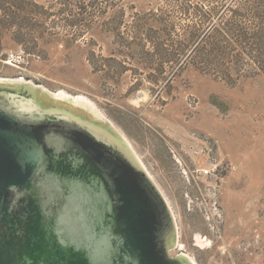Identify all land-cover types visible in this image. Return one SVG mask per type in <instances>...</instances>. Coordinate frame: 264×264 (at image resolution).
I'll use <instances>...</instances> for the list:
<instances>
[{"label":"rangeland","instance_id":"rangeland-1","mask_svg":"<svg viewBox=\"0 0 264 264\" xmlns=\"http://www.w3.org/2000/svg\"><path fill=\"white\" fill-rule=\"evenodd\" d=\"M34 4L27 17L43 28H8L0 10V78L87 102L123 136L172 208V256L264 264V76L230 86L168 62L150 41L163 0L81 17L60 0ZM223 218L234 226L225 240L201 237Z\"/></svg>","mask_w":264,"mask_h":264},{"label":"water","instance_id":"water-1","mask_svg":"<svg viewBox=\"0 0 264 264\" xmlns=\"http://www.w3.org/2000/svg\"><path fill=\"white\" fill-rule=\"evenodd\" d=\"M170 204L87 102L0 78V264H193Z\"/></svg>","mask_w":264,"mask_h":264},{"label":"trees","instance_id":"trees-1","mask_svg":"<svg viewBox=\"0 0 264 264\" xmlns=\"http://www.w3.org/2000/svg\"><path fill=\"white\" fill-rule=\"evenodd\" d=\"M60 1L67 4L64 11L81 17L123 13L125 0ZM32 3L40 9L34 0H0L3 24L43 28L27 17L37 11L29 8ZM150 37L168 62L177 60L184 70L192 68L230 86L264 76V0H163L150 11Z\"/></svg>","mask_w":264,"mask_h":264},{"label":"flooded vegetation","instance_id":"flooded-vegetation-1","mask_svg":"<svg viewBox=\"0 0 264 264\" xmlns=\"http://www.w3.org/2000/svg\"><path fill=\"white\" fill-rule=\"evenodd\" d=\"M219 207L223 208L222 206H220V204ZM216 222H217L216 225L209 224V227L208 226L206 227V225L204 226L206 228L203 229V234L201 235L202 238L206 240L207 239L210 240V237H212L213 242L223 241L226 239L227 232L232 231L230 230V227L233 228L234 226H229V222L225 218H223L222 220H218ZM177 227H178V223H177ZM178 236H179V228H178ZM177 248L178 246L176 245L175 249ZM178 256H185L188 258V256H186L184 253H180ZM237 264H252V262L250 260H245L243 257H238Z\"/></svg>","mask_w":264,"mask_h":264},{"label":"bare ground","instance_id":"bare-ground-1","mask_svg":"<svg viewBox=\"0 0 264 264\" xmlns=\"http://www.w3.org/2000/svg\"><path fill=\"white\" fill-rule=\"evenodd\" d=\"M63 95L64 94H62V93H59L58 94V96H62L63 97ZM136 151V150H135ZM139 160H140V158H139ZM141 161V163L143 164V162H142V160H140ZM143 166L145 167V169L148 171V169L146 168V166L143 164ZM152 176V175H151ZM153 178V177H152ZM198 242H200V239L198 238Z\"/></svg>","mask_w":264,"mask_h":264}]
</instances>
